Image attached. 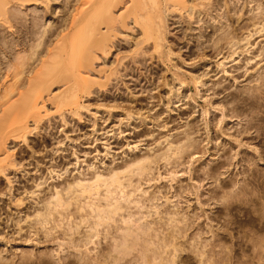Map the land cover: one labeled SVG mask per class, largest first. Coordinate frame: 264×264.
Masks as SVG:
<instances>
[{"label": "bare ground", "instance_id": "1", "mask_svg": "<svg viewBox=\"0 0 264 264\" xmlns=\"http://www.w3.org/2000/svg\"><path fill=\"white\" fill-rule=\"evenodd\" d=\"M55 1L0 0V191L5 186L3 198H0V226L17 227V233L21 235V222L24 218L15 219L12 213L13 208H17L28 219V228L33 229L37 236L43 234L47 241H53L58 238L55 235L61 233L63 237H69L70 244L78 249L88 246L94 237L104 235L96 241L101 248L95 264H175L176 259L171 257L184 250L188 232L200 218L195 220L190 217L192 215L197 218L193 213L190 215L188 211L185 212L178 204H172L170 198L165 203H159L162 197H167V193L161 195L162 187L152 185L145 190L142 185L154 179L155 166H161L162 161L166 163V167L171 164L173 168L182 163V159L198 142L190 137V132L185 137V143L181 136H174L169 145H178H171L163 153H158L162 149L160 148L152 154L142 156L132 148L133 151L126 160L119 162L114 159V166L111 168H89L88 173H81L83 178L76 175L71 179L73 172L65 164H70L68 159L72 156L79 158L81 143H77V140L82 142V139H74L72 135H79L84 127L91 125L89 138L92 145L101 141L104 135L120 144L119 140L124 137L126 130L134 132L135 137H147L151 134L152 125L168 128L174 117L160 121L164 114L161 110L152 117L146 116L148 112L142 113L143 106H149L150 98L156 97L134 95L143 79L147 82L140 74L141 70L150 71L155 81L164 68L170 69L173 49L179 46L172 39L173 36L170 37L171 26L182 34L193 20L197 23L203 21L202 15L210 16V10L214 11L222 5L226 7L222 27L217 28L215 24L208 27L213 33L224 30L221 31L224 35H220L216 44L220 40L231 39L230 36L235 32L229 24L233 18V7L229 0H69V10L73 7L72 13H75H71L72 20L68 17L63 19L67 14L63 11V20L58 19L55 25L51 22L43 32L41 29L47 14L38 16L39 12L35 8L32 11L35 17L31 19L27 14V18H30L27 19L23 10L14 8V5L23 7L31 3L34 6L39 2L48 6ZM233 2L232 5L235 4ZM122 7L126 8L125 12H120ZM50 9L52 13V7ZM46 11L50 13L49 10ZM208 19L212 21V17ZM207 21L203 23L206 24ZM150 49L155 50L158 55L149 54ZM121 53L122 56L118 57ZM193 74L191 79L195 84L201 83L195 77L197 75ZM130 75L132 92L125 97L118 86ZM188 76L186 71L178 69L172 73V81H178L182 86L187 82ZM165 82L167 88L171 83L167 80ZM59 84L63 87L54 89ZM169 87L168 97L174 89V86ZM117 90L119 92L115 94ZM180 91L178 89L169 98V104L181 96ZM158 98V101H164L166 96L161 93ZM112 100L115 102L111 103ZM87 101L97 102H94L96 112L90 111L93 104ZM49 103L60 114L58 117L56 115L50 119L52 113L48 112ZM122 104L128 107L124 108ZM83 111L91 112L87 119L83 116ZM67 115L75 121L74 126ZM46 117L55 124V128L60 124L64 128L69 127L62 133L64 138L61 141L58 139L60 147L51 155L57 167L66 168L64 173L57 174L56 177L53 175L55 170L49 172L51 182L59 181L53 184L47 177L39 182L43 175L35 174L28 178L25 173L28 165H34L37 173L43 174L45 171L42 167L44 160L41 162L42 159L36 158L32 153L34 150L31 151L33 140L29 141V135L34 131L30 129V121L38 128ZM194 124L195 122L188 125V129H195ZM104 125L107 129L109 125L111 128L105 131ZM57 132L58 130L42 136V142L56 140ZM64 140L70 143H65ZM126 145L130 146V143ZM42 158L46 159L44 156ZM215 171L214 167L211 174ZM19 172L22 174H18ZM67 173L70 175L67 176ZM196 173L197 171L194 172ZM48 183L49 186H44ZM47 187L50 191H47ZM180 189L183 187L178 191ZM184 191L183 189L182 192ZM38 192L40 193L37 194ZM35 195L39 199L37 202L32 201ZM78 218L79 223L76 221ZM82 225L90 228L89 232H83ZM84 258L85 256L83 260Z\"/></svg>", "mask_w": 264, "mask_h": 264}, {"label": "rangeland", "instance_id": "2", "mask_svg": "<svg viewBox=\"0 0 264 264\" xmlns=\"http://www.w3.org/2000/svg\"><path fill=\"white\" fill-rule=\"evenodd\" d=\"M68 1L56 0L50 2L49 7L39 2L34 6L30 5L31 3H27L23 7L14 5V8L23 10L25 18H27V14L31 19L35 17V14L32 13L35 8L39 12L38 16L47 14L49 18L44 19L46 25L44 24L45 26L43 25L41 29L43 32L45 28L49 27V24L54 23L55 25L59 20L61 21L63 11L67 13L63 19L68 17L72 20L71 15L74 10L73 7L69 10ZM229 2L233 7L231 11L233 18L229 24H231V30L235 31L230 36L231 39L220 40V43L216 44V40L224 33L221 31L224 30L221 29L217 33H213L208 27L212 24H215L214 26L217 28L222 27L223 14L226 13V7L222 5L221 8L218 7L214 11L210 10L212 21L208 19V17L211 18L210 16L202 15L203 21L197 23L193 20L191 28L185 27L182 34H179L178 30L171 26L170 37L173 36L172 39L179 43V46L173 49L174 55L171 62L169 61L171 70L164 68L161 76L157 77L155 81L150 71L143 69L140 72L147 82L143 79V83L137 87L134 95L156 97L150 98L149 106H143L142 113L148 112L146 116L152 117L161 110L164 114L160 121L174 117V121L170 122L168 128L152 125L150 126L151 134L147 137H135L134 132L126 130L124 137L119 140L120 144L114 143V140H109L110 137L104 135L101 141L92 145V140L89 138L91 125L84 127L81 131L83 134L72 135L74 139L78 137L82 139V142L80 139L77 140V143L82 145L79 146L81 149L79 158L72 156L68 159L70 164H65V167L73 172L71 179L76 175L83 178L81 173L83 171L88 173L89 168L90 170L99 166L111 168L114 166V159L119 162H122L123 159L126 160V157L129 158L128 154L133 151L132 148L142 156L148 153L152 154L160 148L162 149L158 153H163L178 145L176 143L169 145L174 136H181L185 143L187 141L185 137L190 132V137L198 142L196 147L191 148L186 157L182 159V163L173 168L171 164L166 167V163L162 161L161 166L157 168L155 166L154 179L146 181L142 185V189L145 190L152 185L162 187V194H160L163 196L167 193V197H162L159 203H165L166 200H169L167 198H170L172 204H178L185 212L188 211L190 215L193 213L197 218L192 215L190 217L195 220L200 218L195 227L188 232V242L185 244L184 250L178 252L177 256L171 257L176 259L175 264H264V0H234V2L229 0ZM231 2L235 4L232 5ZM11 7L9 6V8ZM50 7H52V13ZM124 9L126 8L122 7L120 12H125ZM29 17L27 19H30ZM204 21L208 23L204 24ZM185 30L187 31L185 32ZM211 33L213 34L211 35ZM214 47L215 49H213ZM189 49L191 53H189ZM149 54H156V52L150 49ZM119 56L121 57L122 53ZM178 69L186 71L189 75L185 85L180 86L178 81H172V73ZM192 74L198 77L201 83L195 84V81L191 79ZM131 77V75L128 76V79L119 83L118 86L121 87L125 97L132 92L129 85ZM165 79L169 84L171 81L174 82L170 84L171 87L174 86L173 91H176L174 93H177L178 89L181 90V96L171 104H169V98L174 93L172 91L168 97L170 85L166 88ZM58 87L63 86L59 84L54 86V89ZM118 92L119 90L115 91V94ZM161 93L166 96L164 101H158V96ZM87 102L93 104L90 111L96 112L94 108L96 101ZM48 107L50 108L48 112L53 114L49 116L50 119L52 116L55 118L54 116L60 115L54 111L55 107L50 103ZM122 107L127 108L128 106L122 104ZM121 111L118 112L121 114ZM91 112L83 111V116L87 119ZM67 116L69 120L72 119L69 115ZM193 122L196 125L195 129H188V125ZM50 123L51 121L46 117L36 128L33 121H30V129L34 130L29 135V141L33 140L31 141V146H33L31 151L34 150L32 153L36 158L40 157L41 162L44 160L45 164L42 167L45 171L43 174L37 173L34 165L31 167L28 165L25 173L28 178L35 174L43 175V179L39 182L44 181L46 177L49 179L50 171L55 170L53 172L55 177L66 171V168L61 169L55 165L51 155L60 147L58 139L61 141L64 138L62 133L69 127L64 128L63 124H60L55 128V124ZM74 123L75 121L71 120L72 126ZM104 127V130L108 131L110 125L108 129L106 125ZM56 129L58 130L57 141L53 139L52 142H42V136L56 132ZM157 139L159 140L155 143ZM64 142L70 143L66 140ZM126 143H130V146ZM95 147L97 151H95ZM42 156L46 159H43ZM27 158L29 160L30 156ZM214 167L216 171L211 174ZM100 170L103 169L100 168ZM195 171H197L196 174H194ZM69 175L70 173H67V176ZM49 182L53 184L59 181L51 182L49 179ZM50 183L44 186H49ZM180 187H183L185 191L182 192L183 189L178 191ZM36 189L33 188V190ZM0 193V198H3L5 186L2 187ZM32 201H39L37 195ZM16 209L13 208L12 211L15 219L24 218V221L21 222L23 232L21 231L20 235L17 233V227L3 228V225L0 226V264H85L86 262L95 264L101 248V245H97L96 241L102 239L104 235H101L100 238L94 237L92 239L94 243L91 242L88 246L78 249L70 244L69 237H63L61 233H57L55 236L58 238L53 241H47L43 234L37 236L33 229L28 228V219L26 220L25 214ZM31 217L33 218V214ZM76 221L79 223L80 219L78 218ZM82 226L83 232L86 230L89 232L90 228ZM5 242L7 243L5 244ZM84 252L86 253L84 254ZM82 254L86 259L83 260Z\"/></svg>", "mask_w": 264, "mask_h": 264}]
</instances>
